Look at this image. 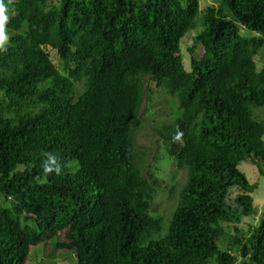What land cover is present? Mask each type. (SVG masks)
<instances>
[{
	"label": "trees",
	"instance_id": "1",
	"mask_svg": "<svg viewBox=\"0 0 264 264\" xmlns=\"http://www.w3.org/2000/svg\"><path fill=\"white\" fill-rule=\"evenodd\" d=\"M200 1L9 5L8 50L0 52V264H26L31 248L63 233L77 264H264V218L248 235L241 224L256 213L259 185L239 169L249 160L264 178V117L256 115L264 67L255 61L264 51V0H215L204 10ZM190 32L203 54L187 70L181 41ZM150 81L181 112L158 130L187 174L168 224L151 214L159 181L143 175L136 152ZM177 130L182 144L173 142ZM45 153L60 158V175L45 177Z\"/></svg>",
	"mask_w": 264,
	"mask_h": 264
},
{
	"label": "rangeland",
	"instance_id": "2",
	"mask_svg": "<svg viewBox=\"0 0 264 264\" xmlns=\"http://www.w3.org/2000/svg\"><path fill=\"white\" fill-rule=\"evenodd\" d=\"M52 3L56 5L58 0H53ZM211 5H215V0L200 1L201 10ZM241 32L247 35L245 29H242ZM195 37L196 33L190 32L181 41L183 62L187 70L191 68L192 59H199L203 54V47L195 41ZM48 52L53 62L59 66L60 58L56 51L48 49ZM255 61L258 69L264 67V51L255 58ZM78 86L82 88L83 83ZM149 87L151 92L146 94L142 107V112H144L142 125L136 131V152L139 158L138 166L143 169V175L145 177L153 176L159 181L152 202L153 211L151 214L155 218H162L165 220L164 224H168L178 205L179 194L186 184L187 174L185 171L177 170L176 161L168 156L165 142L158 130H162L163 126L174 122L181 112L176 98L157 88L154 82L150 81ZM256 115L264 117V110L257 111ZM239 169L251 184L259 185L252 194L256 213L243 218L241 223L245 234L248 235L249 230L257 227L264 218V178L260 176L257 167L249 160L241 162ZM174 189H176L175 192ZM238 193V187L232 188L229 191V198L234 201ZM223 227L232 236L233 227L228 224H223ZM75 247L76 244L71 235L63 233L49 244L31 248L26 264H77V257L73 252Z\"/></svg>",
	"mask_w": 264,
	"mask_h": 264
},
{
	"label": "clouds",
	"instance_id": "3",
	"mask_svg": "<svg viewBox=\"0 0 264 264\" xmlns=\"http://www.w3.org/2000/svg\"><path fill=\"white\" fill-rule=\"evenodd\" d=\"M14 0H7V4L5 0H0V52H7V45L9 41L7 25L10 20L9 16V5H13ZM174 143H183V132L177 130L175 135L173 136ZM46 159L42 163V168L45 174L50 175L55 173L56 175H60L62 173V165L58 162L59 157L53 153H45ZM40 183H45V180H40Z\"/></svg>",
	"mask_w": 264,
	"mask_h": 264
}]
</instances>
